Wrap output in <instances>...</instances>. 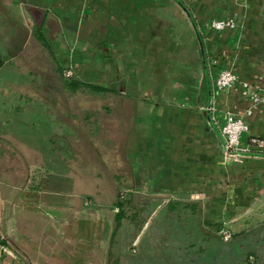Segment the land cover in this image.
I'll use <instances>...</instances> for the list:
<instances>
[{"label":"crops","instance_id":"1","mask_svg":"<svg viewBox=\"0 0 264 264\" xmlns=\"http://www.w3.org/2000/svg\"><path fill=\"white\" fill-rule=\"evenodd\" d=\"M8 3L56 70L70 63L96 84L102 63L106 92L121 104L110 109L121 138L115 146L130 153L125 162L117 153L134 181L123 195L157 203L146 221L122 220L113 234L112 204L92 199L89 182L65 168L69 155L47 150L80 146L72 110L71 136H64L63 111L55 109L53 120L17 107L16 93L0 95V264H192L201 257L190 245L200 238L185 236L176 252V239L152 230L175 222H154L160 208L186 213L194 203L193 222L211 232L264 212V0ZM215 20L233 26L216 30ZM222 69L237 80L217 89ZM260 94L263 100L253 102ZM227 113L247 126L229 154L220 134ZM86 173L83 179H94ZM128 224L135 231L122 236Z\"/></svg>","mask_w":264,"mask_h":264},{"label":"rangeland","instance_id":"2","mask_svg":"<svg viewBox=\"0 0 264 264\" xmlns=\"http://www.w3.org/2000/svg\"><path fill=\"white\" fill-rule=\"evenodd\" d=\"M10 11L8 0H0L1 97L6 98L7 94L16 93L19 95L16 100L17 107L46 111L49 118L51 116L53 120L56 114L55 109L58 112L63 111L61 113L64 116V136H71L72 127L68 125L67 115L69 110H72L70 113H73L74 120H77L74 122L80 130V146L61 149L54 147L47 150L69 155L72 163L65 164V168H69L70 171L74 168L75 175L81 182H89V185L86 184L88 189L95 190L92 199L98 204H112L118 193L123 195L126 193L125 189L134 186L129 165L121 164L117 154L118 151L122 152L124 161L130 158V153L125 148L120 150L115 146L120 133L117 132L118 126L114 123V116L110 117V109L121 107L120 100H112L107 92H97L83 86L73 88L67 86L46 51L38 47L36 42L26 35V29L29 26L27 21L23 23L16 20ZM61 69L63 73L69 71L71 75H64L66 80L70 77L77 81H89L87 76L78 75L70 63H63ZM103 69L101 63L100 69L97 70L100 74L96 84L109 88L111 84L102 79ZM84 72L86 73L87 70L85 69ZM113 86L119 88L118 83ZM30 113L36 118L35 111ZM124 128L125 134L127 128L125 126ZM55 143L59 142L55 140ZM86 171L89 175H93L94 179H83L82 176L87 174ZM150 213H145V210L140 211L138 221H146ZM159 215L163 214L157 212L156 216L159 217ZM239 219L241 225L230 224L228 227H222L230 233L226 240L220 236L221 227L212 229V233L217 238L210 236L207 239L203 237L205 230L210 231L207 227L200 226L197 235L196 229L192 227L193 241L197 238L201 241L199 242L201 250L198 254L201 260H193L192 264H248L250 261L251 264H264V212L245 213ZM188 223L174 222L168 229L171 232L170 237L176 239V243L171 244L176 247V252H178L177 248L184 245L182 243L184 237L189 235ZM128 225L127 232L122 236L133 235L134 227L130 228L132 225ZM152 230L155 231V229ZM133 248L134 244L129 243V252ZM195 249L196 244L191 250L193 255ZM185 251L189 252V249L185 248Z\"/></svg>","mask_w":264,"mask_h":264},{"label":"trees","instance_id":"3","mask_svg":"<svg viewBox=\"0 0 264 264\" xmlns=\"http://www.w3.org/2000/svg\"><path fill=\"white\" fill-rule=\"evenodd\" d=\"M49 54L51 57H53L52 55V51L49 49ZM57 71L60 73L61 78L63 79V81L66 83L67 86L73 88V87H79V86H83L86 87L88 89L97 91V92H106L109 89H107L104 86L101 85H96V84H92V83H88V82H83V81H77L74 79H71L70 77L66 80V78L64 77V73H63V69H61L60 67H57ZM135 197V198H134ZM157 199L151 198V197H140V196H135L134 194H131L130 192L127 193L126 195H122L121 193L117 194V198L115 199V201L112 203L111 208L115 209L114 213H113V220H114V228H113V234L116 230V228L119 226L120 222L122 220H128L131 222H135L136 220H138V215L139 212H143L145 210V213H150L151 210L153 209V207L156 205ZM186 209H188V211H186V213L183 211V207L180 208L177 205H167L165 208H160L157 212H161L163 215H159L156 216L157 212L155 213V215L153 216L152 220L154 221H162L165 222L166 220L169 221H175L176 223L179 222H184L187 221L189 222V235L193 236L192 234V227H194L196 229V235L198 232V227L195 225V223L193 222V220H195V217H197V211L195 208L194 203H191L190 205H185L184 206ZM127 209L129 211H127ZM164 210V211H162ZM148 215V214H147ZM166 225V224H165ZM155 229V234L158 235H171L170 230L168 231L169 227L167 226H162L160 224L159 227L153 228ZM159 232V233H157ZM203 237L204 239L211 237H215V234L205 230L204 231ZM217 238V237H215ZM195 244H191L190 246L192 247L191 250H193V246ZM198 248L195 249L197 251H200L201 248L199 246V244L196 245ZM178 252L181 251L180 248H177ZM190 250V252H191ZM251 264V261L248 263Z\"/></svg>","mask_w":264,"mask_h":264},{"label":"built area","instance_id":"4","mask_svg":"<svg viewBox=\"0 0 264 264\" xmlns=\"http://www.w3.org/2000/svg\"><path fill=\"white\" fill-rule=\"evenodd\" d=\"M210 24L216 30L233 26L230 21L225 20H215ZM64 75L71 76L69 71H65ZM236 80V76L232 71L228 69H222L217 73L214 83L217 89H224L231 86L236 82ZM261 100H263V94L255 95L252 98V101L256 103L260 102ZM246 128V124L240 117L232 116L229 113L226 114L225 120L220 127V134L224 140L225 154H229L233 150L237 149L240 134L245 131ZM220 236L222 239L226 240L229 238L230 233L228 230L221 229Z\"/></svg>","mask_w":264,"mask_h":264}]
</instances>
